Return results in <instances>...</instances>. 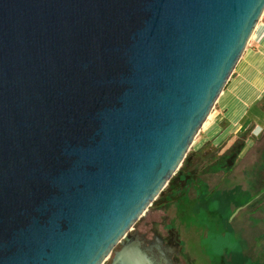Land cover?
Here are the masks:
<instances>
[{
  "label": "water",
  "instance_id": "water-1",
  "mask_svg": "<svg viewBox=\"0 0 264 264\" xmlns=\"http://www.w3.org/2000/svg\"><path fill=\"white\" fill-rule=\"evenodd\" d=\"M263 14L264 0H0V264H181L178 242L130 231Z\"/></svg>",
  "mask_w": 264,
  "mask_h": 264
},
{
  "label": "rangeland",
  "instance_id": "rangeland-1",
  "mask_svg": "<svg viewBox=\"0 0 264 264\" xmlns=\"http://www.w3.org/2000/svg\"><path fill=\"white\" fill-rule=\"evenodd\" d=\"M217 101L181 166L130 232L151 237L152 229L172 230L181 264H264V165L258 175L252 167L264 150V120L243 125L247 140L240 156H231L226 172L214 169L243 130L231 138L232 127L215 117Z\"/></svg>",
  "mask_w": 264,
  "mask_h": 264
},
{
  "label": "crops",
  "instance_id": "crops-1",
  "mask_svg": "<svg viewBox=\"0 0 264 264\" xmlns=\"http://www.w3.org/2000/svg\"><path fill=\"white\" fill-rule=\"evenodd\" d=\"M236 67L215 109V117L232 127L231 138L243 125L264 120V14Z\"/></svg>",
  "mask_w": 264,
  "mask_h": 264
},
{
  "label": "trees",
  "instance_id": "trees-1",
  "mask_svg": "<svg viewBox=\"0 0 264 264\" xmlns=\"http://www.w3.org/2000/svg\"><path fill=\"white\" fill-rule=\"evenodd\" d=\"M262 114H264L263 111H262ZM244 129L242 130V132H241V134L239 136L241 138L239 139V137H237L236 139H234V141L230 144V146L226 150V151L229 150V152L227 154H221V155L218 156V158L215 160L216 168H214V169L223 170L224 172H226V170H228L233 165V162L235 160V158H232L233 155H234V157H239L240 156L242 150L245 147V142L247 140V137L245 135L243 136V134L245 132ZM252 165H253L252 167H253V171H254L255 175H258V169L262 165H264V150H260V151L257 152L256 159L253 161ZM198 194L199 193H197V195ZM201 196H203V197L202 198L199 197L200 201L202 203L205 201L204 203H206L207 202V197H205L203 193H202ZM184 199H186V197L185 198H181L180 202H182V200H184ZM213 205L217 206V203L214 202Z\"/></svg>",
  "mask_w": 264,
  "mask_h": 264
},
{
  "label": "flooded vegetation",
  "instance_id": "flooded-vegetation-1",
  "mask_svg": "<svg viewBox=\"0 0 264 264\" xmlns=\"http://www.w3.org/2000/svg\"><path fill=\"white\" fill-rule=\"evenodd\" d=\"M151 237H148L147 233H142L141 235L143 236V238L145 240H147V242H145L146 244H148V241H152L154 240V237L157 235L160 239H161V245L162 246H166V245H172L174 242H177L176 239V235L175 233L170 230V229H166L165 233H162L161 231L157 230V229H152L151 231ZM174 238V241H171V239ZM177 256H173V261L174 262H179L178 260H176ZM181 263V262H179Z\"/></svg>",
  "mask_w": 264,
  "mask_h": 264
}]
</instances>
